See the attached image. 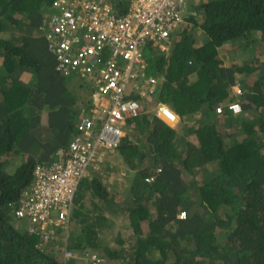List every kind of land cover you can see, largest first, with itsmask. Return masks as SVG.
Returning a JSON list of instances; mask_svg holds the SVG:
<instances>
[{"label": "trees", "instance_id": "1", "mask_svg": "<svg viewBox=\"0 0 264 264\" xmlns=\"http://www.w3.org/2000/svg\"><path fill=\"white\" fill-rule=\"evenodd\" d=\"M53 1L0 0V264H68V250L93 251L103 264H264V0H195L170 52L146 43L144 74L158 79L152 103L179 121L133 96L144 110L101 161L132 170L125 198L86 177L67 244L17 227L14 208L35 167L60 158L94 105L70 86L71 69H58L47 38ZM197 29L208 37L200 45ZM238 100L234 115L226 104Z\"/></svg>", "mask_w": 264, "mask_h": 264}, {"label": "built area", "instance_id": "2", "mask_svg": "<svg viewBox=\"0 0 264 264\" xmlns=\"http://www.w3.org/2000/svg\"><path fill=\"white\" fill-rule=\"evenodd\" d=\"M54 0L47 38L56 50L58 69L89 79L95 91L93 108L82 115L78 132L60 158L39 163L30 185L15 206V218L43 242L58 239L57 228L67 229L80 184L90 165L100 166L107 151L117 148L127 118L144 110L138 94L151 103L158 117L175 125L179 118L166 104L152 103L154 77H146L143 49L153 42L162 53L173 47L174 29L183 22L186 6L195 0ZM234 86L236 95L242 93ZM233 114L242 112L240 101L226 104ZM218 112L224 110L223 105ZM181 217H185L183 212ZM84 259L103 264L93 251L85 255L65 251L62 259Z\"/></svg>", "mask_w": 264, "mask_h": 264}, {"label": "rangeland", "instance_id": "3", "mask_svg": "<svg viewBox=\"0 0 264 264\" xmlns=\"http://www.w3.org/2000/svg\"><path fill=\"white\" fill-rule=\"evenodd\" d=\"M190 9L193 10V8H190ZM48 14H51V12L49 11ZM197 30H198V34H195V35H197L196 38L200 37V40L197 41L196 45H200L201 43H203L204 40H207L208 37L205 33L200 32L199 29ZM224 48L226 49L221 48V51L225 53L230 50H233V48H230V46H227ZM164 54H167V52ZM241 57H245V56H241ZM68 80L72 82V85L74 87H77V89L83 90V93L87 101L91 99L93 100V93L95 91V88L89 79H84L79 74L74 73L68 78ZM81 86L83 87L81 88ZM92 103L94 102L92 101ZM131 131H133V129ZM105 163H106V159L97 168L93 164L90 165L88 168L87 177H90V178L99 177L105 183L106 187L110 190V192L113 193V195L117 197L120 196L121 197L120 199L125 198L126 193H127L126 192V189H127L126 177L129 175V171H132V170L131 169L129 170V167L127 168V166L123 168L122 166H119L117 162H114V161L110 163L112 165V168L109 167L108 169V166ZM14 219H15L14 222L17 225V227H19L20 229H23L21 228V226H23V222L15 218V216H14ZM116 219L119 220V218H116Z\"/></svg>", "mask_w": 264, "mask_h": 264}, {"label": "crops", "instance_id": "4", "mask_svg": "<svg viewBox=\"0 0 264 264\" xmlns=\"http://www.w3.org/2000/svg\"><path fill=\"white\" fill-rule=\"evenodd\" d=\"M70 86L73 87V88H75V89H77V87H74L72 85V82H70ZM91 101H92V99H91ZM85 113H88V112H85ZM44 162H50V161H43V163ZM57 231H59V233H58L59 237H62L63 238V241L65 242V244H67L68 243V240L70 239V233H66L65 232V229H63V228H57ZM78 253H80V252H78ZM67 263L68 264H79V263H84V262L80 261L79 259L70 258V259H67Z\"/></svg>", "mask_w": 264, "mask_h": 264}, {"label": "clouds", "instance_id": "5", "mask_svg": "<svg viewBox=\"0 0 264 264\" xmlns=\"http://www.w3.org/2000/svg\"><path fill=\"white\" fill-rule=\"evenodd\" d=\"M239 84H240V82L238 81V82H237V85H239ZM233 90H234V87H233ZM232 102H233V101H232ZM228 111H229V110H228ZM229 112L232 113L231 111H229ZM232 114H233V113H232ZM234 115H236V114H234ZM237 115H238V114H237ZM172 126H174V125H172ZM125 134H126V131H125ZM125 134H124V135H125ZM122 139H123V138H122ZM121 142H122V141H121ZM59 157H60V155H59ZM58 159H59V158H58ZM97 167H98V166H96V168H97ZM87 176H88V175H87ZM87 176H86V177H87ZM86 177H85V178H86ZM83 181H84V180H83ZM79 188H80V187H79ZM78 191H79V190H78ZM73 209H74V208H73ZM14 216H15V208H14ZM80 261H82V262L85 263L84 259H81Z\"/></svg>", "mask_w": 264, "mask_h": 264}]
</instances>
